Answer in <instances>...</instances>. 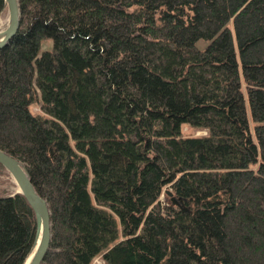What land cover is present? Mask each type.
<instances>
[{
    "label": "trees",
    "instance_id": "trees-1",
    "mask_svg": "<svg viewBox=\"0 0 264 264\" xmlns=\"http://www.w3.org/2000/svg\"><path fill=\"white\" fill-rule=\"evenodd\" d=\"M19 9L0 149L48 203L41 264H264V0ZM34 229L25 197L0 189V264H24Z\"/></svg>",
    "mask_w": 264,
    "mask_h": 264
},
{
    "label": "water",
    "instance_id": "water-1",
    "mask_svg": "<svg viewBox=\"0 0 264 264\" xmlns=\"http://www.w3.org/2000/svg\"><path fill=\"white\" fill-rule=\"evenodd\" d=\"M4 8L7 10L6 28L0 31V48H3L9 40L16 34L20 24L19 0H4ZM0 164L10 174L14 183L18 187L17 193H21L35 214V229L33 233V242L30 248L31 257L24 264H41L50 245L51 224L50 210L45 198L41 197L35 190L24 164L0 149ZM166 194L171 197L173 204L181 206L180 199L177 200L171 190H166ZM182 210L185 208L182 207ZM27 255V256H28ZM27 258V257H26Z\"/></svg>",
    "mask_w": 264,
    "mask_h": 264
},
{
    "label": "rangeland",
    "instance_id": "rangeland-1",
    "mask_svg": "<svg viewBox=\"0 0 264 264\" xmlns=\"http://www.w3.org/2000/svg\"><path fill=\"white\" fill-rule=\"evenodd\" d=\"M7 24V11L3 12L0 15V27L1 28H5ZM52 46V41L51 39H46L43 40L41 42V51L42 50H49L51 49ZM33 110L38 112V108L37 107H33ZM182 134L184 136H201V135H205L206 131L204 130H196L192 127H190L189 125H183L182 127ZM7 171V170H6ZM0 189L1 190H5L7 191L8 194H13L14 192H16L18 190V187L16 186V184L14 183L12 177L9 176L5 173V171L0 169ZM161 199L163 200V197H161ZM102 260L101 258H96L93 261V264H101Z\"/></svg>",
    "mask_w": 264,
    "mask_h": 264
},
{
    "label": "bare ground",
    "instance_id": "bare-ground-1",
    "mask_svg": "<svg viewBox=\"0 0 264 264\" xmlns=\"http://www.w3.org/2000/svg\"><path fill=\"white\" fill-rule=\"evenodd\" d=\"M6 26V25H5ZM6 28V27H5ZM5 28H1L0 27V31L2 32ZM2 36V35H1ZM1 36H0V38H1ZM31 254H32V252L30 253V255L28 256V258H27V260L26 261H28L29 259H30V257H31Z\"/></svg>",
    "mask_w": 264,
    "mask_h": 264
}]
</instances>
